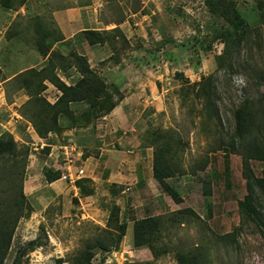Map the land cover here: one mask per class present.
I'll list each match as a JSON object with an SVG mask.
<instances>
[{
  "label": "rangeland",
  "instance_id": "rangeland-1",
  "mask_svg": "<svg viewBox=\"0 0 264 264\" xmlns=\"http://www.w3.org/2000/svg\"><path fill=\"white\" fill-rule=\"evenodd\" d=\"M21 1L11 0L13 6L7 8L0 0V134L10 132L23 153L28 148L27 158L24 154L18 157L17 168L14 158L0 159V215L11 205L16 207L21 188L26 194L24 216L16 225L3 264H14L19 251L32 240L40 246L23 254L18 264H74L73 259L91 241L104 235L105 227H115L114 222L108 225V218L116 204L121 208L120 218L128 221V231L118 249L103 251L97 247L94 263L105 258L121 264H179L178 250L200 248L206 264H264V228L244 217L238 204L247 195L242 157L229 144L218 146L222 139L230 140L236 126L235 110L247 99L263 108L259 122L264 125V15L259 10L264 0H235L248 19L246 36L238 44L233 37L222 36L229 21L212 13L205 0ZM85 5H90L86 13L92 16L88 28L104 31L105 44L90 50L87 40L81 44L79 32L72 44L53 41L62 34L56 11ZM88 20L83 18V22ZM45 31L48 36L44 37ZM43 44L67 52L64 55L68 58L70 52L84 55L106 81L119 83L124 95L110 114L91 116L88 125L53 135L49 153L23 114L31 115L36 107L28 102L30 95L14 78L23 69H38L47 63L48 56L39 48ZM65 73L60 72L63 78ZM73 75L77 80L79 74ZM206 76L215 79L216 114L211 117L207 98L196 94L201 82L196 83ZM45 90L42 95L50 94ZM147 129L153 137L155 132L165 134L157 143L170 141L171 158L187 171L169 179L181 191L180 203L151 178L147 150L137 145L145 139ZM64 145H70L67 163ZM147 147L151 152L152 146ZM115 149L127 151L129 156L122 159L125 181L113 176L108 167L103 168L114 166L115 153L122 156ZM206 157V168L193 172L192 168ZM86 158L89 166H85ZM250 163L258 176L264 175V160L251 159ZM137 164H142L144 182L147 178L149 184L151 178V187L136 180ZM48 165L61 167L62 177L48 182L43 170ZM66 166L74 178L79 168L84 170L82 177L95 173L97 181L91 178L92 183H88L94 188L93 194L73 200L75 193H80L75 182L64 177ZM204 179L213 184L208 198L212 215L203 193ZM184 207L192 208L201 219L187 213L183 223H172L170 215ZM261 208L264 212V205ZM151 213L163 217L157 245L167 251L157 258L147 247L136 248L130 237L133 221ZM9 214L14 218L13 211L5 212ZM11 225L10 221L6 226ZM234 230L238 231L235 239L219 238Z\"/></svg>",
  "mask_w": 264,
  "mask_h": 264
},
{
  "label": "trees",
  "instance_id": "trees-1",
  "mask_svg": "<svg viewBox=\"0 0 264 264\" xmlns=\"http://www.w3.org/2000/svg\"><path fill=\"white\" fill-rule=\"evenodd\" d=\"M22 0L21 3H24ZM210 11L214 14L220 15L229 21V26L223 32L222 36L226 39L233 37L234 42L238 44L244 40L246 33V25L248 24L247 17L236 7L235 0H205ZM2 4L10 8L13 5L11 0H2ZM264 4L260 3V14L263 12ZM118 28V27H116ZM115 28V29H116ZM105 32L95 28H87L79 33L83 40H87L91 45L105 44ZM43 36H48V32H44ZM61 40L55 37L53 41ZM42 54L48 56V61L40 68L30 67L24 71L15 74V80H19L18 87L25 88L30 95L28 102H31L36 108L31 115L23 113L26 118L32 123L37 134L41 137H46L50 132L60 134L64 129H70L75 126H85L91 121V116L99 117L109 114L124 98L120 89V84L117 82H108L97 71L90 67L88 59L80 53L70 52L68 58L58 50L50 49L46 44L39 45ZM74 58V60H72ZM76 66L80 71L81 77L75 83L68 84L58 74V69L67 70L68 68ZM4 79V77H3ZM2 80V79H0ZM46 81L54 84L62 93L59 98L51 103L47 100L42 92L47 88ZM201 82L200 89L196 94L198 97L202 95L207 98V106L209 108V116L216 114L213 107V98L215 94V79L212 76H206ZM115 94L117 97H115ZM27 102V103H28ZM73 103H84L86 107L82 111L75 114V109H72ZM261 109L258 104L252 99H247L244 103L235 110L236 126L231 135L230 140L224 141L222 139L218 146L229 144L233 152L239 153L242 157V175L246 180L247 195L245 199L238 201L239 208L242 215L249 220L256 222L264 228V212L262 211L264 205V175L258 176L253 170L250 160L259 159L264 160V128L262 120L260 119ZM66 116V120L63 118ZM68 120V121H67ZM165 134L161 132L151 133L149 129L146 130L145 139H141V145L144 147H153V175L166 189L173 199L180 203L183 201L181 191L174 186L169 179L187 173L185 169L180 167L178 163L171 158L172 145L170 141L164 143H157L160 137ZM51 147L46 146L45 151L50 152ZM24 154V158L28 156V148L23 151L17 146V141L13 135L4 131L0 134V159L14 158L13 165L17 168V160L19 156ZM25 160V159H24ZM19 162V161H18ZM26 162L22 164L25 167ZM208 165V157L201 160L193 169L195 172L198 169H205ZM45 179L48 182H53L62 177L63 170L54 166L44 167ZM17 171V170H16ZM88 183H92L91 177H79L75 180V185L79 189V196H74L73 200L78 201L80 196H88L93 194L94 188L89 187ZM203 193L209 201V197L213 193V184L209 179L202 181ZM19 198L15 199V208L3 209L0 215V264H3L6 256L9 253L12 237L19 219L24 216L23 210L25 208L26 194L22 188L18 191ZM211 208V202L209 201ZM14 209V210H13ZM120 206L114 205L109 212L108 225L114 222L115 227H105L104 235L97 237L94 241L82 250L76 256L72 263L74 264H121L117 262H109L107 259H102L101 263H94L95 249L98 247L103 251H111L118 249L123 236L128 231V221L120 218ZM209 214L212 215L211 209ZM14 212V218L11 214L5 215V212ZM192 214L197 219L201 216L190 207H184L170 215V220L174 222H184L185 215ZM11 221V226L8 223ZM163 217L161 215H150L137 218L133 221V243L136 248H149L155 258L167 251V248H161L157 245V240L162 236ZM238 234L237 230L221 235L219 238L227 239L229 237L235 239ZM40 246L36 240H32L25 248L19 251L14 259V264L20 262V258L27 251H32ZM179 264H206L205 252L200 248L190 249L185 252L178 250L176 252ZM123 264H152L151 261L142 263L140 261H125Z\"/></svg>",
  "mask_w": 264,
  "mask_h": 264
},
{
  "label": "crops",
  "instance_id": "crops-1",
  "mask_svg": "<svg viewBox=\"0 0 264 264\" xmlns=\"http://www.w3.org/2000/svg\"><path fill=\"white\" fill-rule=\"evenodd\" d=\"M90 5H85V6H78V7H67V8H65V9H60V10H57L56 11V14H55V18H56V21L59 23V25H60V27H61V29H62V34L61 35H59V38L61 39V40H59V42H61V43H63V42H66L68 45L69 44H72V42H73V37L75 38V35H76V33H80V31H83V30H85V29H87L88 28V25H89V22H92V16L91 15H89V13H86V12H88V7H89ZM83 18H85V19H89L88 20V22H83ZM80 24L82 25V28L80 27ZM91 28V27H90ZM94 28V27H93ZM79 39V38H78ZM80 40V42H81V44H84V42H86V41H84L82 38H80L79 39ZM79 42H77V44H78ZM87 44H88V46H89V48H90V50H95V49H97V48H99V45H91V44H89L88 42H87ZM63 45H66V44H64L63 43ZM79 45V44H78ZM93 48V49H92ZM92 52V51H91ZM91 52H88L89 54V56H90V54H91ZM94 53H96L95 51H93ZM67 53V52H66ZM66 53H64L63 52V54H66ZM28 68H30V67H28ZM27 68V69H28ZM73 68H74V70H73ZM22 71H24V69L22 70ZM22 71H20V72H22ZM60 72H62V73H64V72H66L65 74V78H63L62 76H61V74H60ZM73 73H78L79 75H78V79L81 77V74L79 73V71L77 70V68H75L74 66H72V67H70V68H68L67 70H61V69H58V74L61 76V78L62 79H71V80H73L74 82L73 83H75L76 82V78L74 77V75H73ZM67 77V78H66ZM68 84H70L71 82H68V80H65ZM46 84H47V91L48 92H50V94H45V93H43V95L47 98V100L48 101H50L51 103H54L58 98H59V96L61 95V91L54 85V84H51L50 82H48V81H46ZM50 85V86H49ZM53 88H55L56 89V91H54L53 90ZM25 89V88H24ZM45 90V91H46ZM27 92V91H26ZM57 92H59V93H57ZM86 107V104H84V103H73L72 104V109H75V114L76 113H79L80 111H82L83 110V108H85ZM110 114V113H109ZM35 129V128H34ZM67 129V128H66ZM34 131H36V130H34ZM65 131V130H64ZM35 134H36V137H37V139L42 143V144H45V147L46 146H52V143H50V139H52V136L53 135H56V136H58V133H56V132H50L49 133V135H47L46 137H41V136H39L38 134H37V132H35ZM51 136V137H50ZM138 146H140L143 150L144 149H146L147 150V155H146V157L147 158H149V160H151V168H150V170H152V176H151V178L157 183H159L160 185H161V183L154 177V175H153V147H152V151L151 152H148L149 150H150V148L151 147H142L141 146V141H140V143L139 144H137ZM51 150V149H50ZM116 151H114V152H119V155L120 154H122V156L119 158V157H117V154L115 153V158H116V163L114 164V166L113 167H111V166H109V164H107L106 166H104L103 168H106V167H108L109 168V172L111 173V174H113V176H117V178H120V180H126V179H124V178H127V174H126V172H124L125 170H126V168L124 169V166H123V160H125L126 158H128L129 156L127 155V151H122L123 153H121V151H119V149H115ZM121 150V149H120ZM135 150V149H134ZM128 151H131V150H128ZM103 154V151L102 152H100L99 153V156H98V158H97V160H98V163L100 164V161H99V159H102L103 158V156H101ZM91 157V156H90ZM89 157V158H90ZM141 157H143L144 158V156H141L140 155V158ZM89 158L87 159L86 158V161H85V166H89V163H90V160H89ZM123 159V160H122ZM118 160H119V162H118ZM143 161V160H142ZM117 162H118V164H117ZM135 164V163H134ZM134 164H133V166H132V169L133 170H136V168H135V166H134ZM141 165L142 164H137V168H138V166H139V168H138V170L137 171H135L134 172V174L136 175V180H139L140 181V183H143V185H146L147 184V186L148 187H151V185H149L150 184V181H151V178H149V184H148V181H147V178H146V181L144 182V175L142 174V170H141ZM48 166H52V165H48ZM83 166V165H82ZM116 166H119L120 167V170H118V168L116 167ZM132 173V172H131ZM137 173L139 174V175H137ZM95 174V173H94ZM94 174H92V175H90L91 176V178H93L94 180H96L97 181V179H96V177L94 176ZM133 174V173H132ZM131 175V174H130ZM98 178V177H97ZM135 178V177H134ZM157 183V184H158ZM153 186H155V185H153ZM158 186V185H157ZM156 187V186H155ZM75 195L76 196H78V194L77 193H75ZM80 198V197H79ZM150 215H158V214H154V213H151V214H148L147 216H150ZM142 217H145V216H142ZM131 227L133 228V223H132V225H131ZM129 229H131V228H129ZM130 237H131V239L133 240V233H132V236L130 235Z\"/></svg>",
  "mask_w": 264,
  "mask_h": 264
},
{
  "label": "built area",
  "instance_id": "built-area-1",
  "mask_svg": "<svg viewBox=\"0 0 264 264\" xmlns=\"http://www.w3.org/2000/svg\"><path fill=\"white\" fill-rule=\"evenodd\" d=\"M70 145H64V154H65V159H66V163L68 162V160H70L69 159V157H66V154H68L67 153V149H68V147H69ZM72 147V146H71ZM66 168V170H67V173H66V175H64V177H66V178H69L70 180H73L74 182H75V180L77 179V178H79V177H82L83 176V172H84V170L82 169V168H79V173L78 174H76V177L74 178V176H72L71 175V172H69L68 171V168H67V166L65 167ZM63 175V174H62Z\"/></svg>",
  "mask_w": 264,
  "mask_h": 264
}]
</instances>
